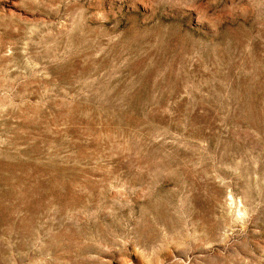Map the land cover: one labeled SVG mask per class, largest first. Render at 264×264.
Wrapping results in <instances>:
<instances>
[{"label": "rangeland", "instance_id": "1", "mask_svg": "<svg viewBox=\"0 0 264 264\" xmlns=\"http://www.w3.org/2000/svg\"><path fill=\"white\" fill-rule=\"evenodd\" d=\"M0 264H264V0H0Z\"/></svg>", "mask_w": 264, "mask_h": 264}]
</instances>
